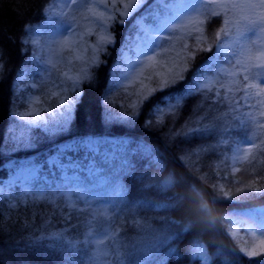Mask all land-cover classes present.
Wrapping results in <instances>:
<instances>
[{
    "label": "snow or ice",
    "instance_id": "snow-or-ice-1",
    "mask_svg": "<svg viewBox=\"0 0 264 264\" xmlns=\"http://www.w3.org/2000/svg\"><path fill=\"white\" fill-rule=\"evenodd\" d=\"M52 2L46 0V6L41 9L45 20L51 17V9L47 5ZM65 6H75L74 12H79L85 21L94 22L100 30L99 38L93 45L91 57L84 61L85 66L79 69L75 77L64 73L66 81L58 83L57 90L44 94L43 98L37 94L29 101L27 96H18L21 107L9 113L12 126L0 138V206L15 209L20 205L34 206L41 201L51 206L49 213H33V219L37 214L41 216L39 225L25 221L26 227L32 229V240L16 241V250L21 245L25 250H47L55 257L57 264H77L81 252L88 256V264H93L100 256L108 257V264H143L149 256L153 258V264H166V258L176 259L177 264L180 260H188L190 264L207 262L209 257L198 240H190L183 250L180 248L190 232L191 223H184L181 228L172 230L169 225H178L180 221L165 218L160 222V227L151 226L159 217L150 219L147 213H163L174 208L175 204L167 199L156 200L142 193L134 194L125 184L110 179L119 165L121 172L126 171L135 180L136 168L129 156L158 155L155 147L143 141L129 143L124 139L75 135L73 130L84 100L85 86L92 88L98 83V73L94 70L106 64L101 56L108 54V46H116L115 26L119 25L131 31H127V35L121 34L119 58L112 69L109 86L100 100L104 127H130L140 116L144 103L157 92L165 93L160 100L172 115L178 113L186 96L197 93L205 103L197 106L198 118L186 123L185 130L178 135L186 139L218 135L215 144L201 146L200 151L203 152L206 149L215 151L221 144L227 143L228 137L234 133L247 134L250 129L242 108L255 109L257 102L264 104V99H259L264 96V0H245L243 3L225 0L212 6L211 15L223 13L224 26L216 33L215 50L211 46L208 48L213 56L195 68L191 77L187 73L191 60L197 56V50L191 48L182 64L177 65L178 71L173 69L166 74L155 72L145 75V70L157 63L158 58L164 59L182 21L200 11L193 0H113L111 3L109 0H92L84 5L78 4L77 0H66ZM74 12H61L59 16L51 17L62 30L59 34L66 35L72 28L76 20ZM40 32L38 25L25 22L21 25L19 37L10 34L8 39L18 42L21 53L28 55L30 47L34 49L36 43L33 35ZM94 32L95 29H89L88 34ZM217 57H222L221 64L227 65L226 68L217 67ZM31 59H38L34 50ZM7 62V53L0 45V76L6 71ZM213 69H216L215 84L221 85V88L206 80L205 74L213 76ZM41 71L47 72L48 69L44 67ZM224 75L239 77L238 81L234 79L229 82L236 84L239 95L233 94L231 87L222 91ZM154 76L159 79L154 80ZM250 80L254 82L249 83ZM17 81H20L19 77ZM145 81L150 82L151 86ZM185 81L187 83L183 84V88L178 87ZM31 87L39 89L40 84L34 81ZM121 89L127 93L125 99L129 103H122L117 109L108 97L113 91ZM133 96L137 99L133 100ZM173 100L175 103H172ZM205 107L207 110H204ZM214 109L217 114L210 115ZM225 109L229 111L220 115ZM154 111L162 114L164 109L157 104ZM248 116L251 117L252 113L249 112ZM146 126L151 127L152 121H147ZM41 138L55 145V151L43 159L36 151ZM113 140L117 142L111 143ZM176 159L182 160L181 156ZM57 174L60 187L54 184V191L45 193L32 190L34 185L40 182L47 184L49 178ZM176 183L175 177L169 175L155 185L145 183L143 188L149 190L155 187L158 192L166 194ZM191 191L196 192L195 186ZM256 192L260 193V190L256 189ZM183 199V196L176 194L177 203ZM77 204L81 212L91 210V218H84L89 230L81 233L78 240L67 239L66 233L75 226L70 222L71 213L64 215L63 212L65 208ZM199 211L210 212L202 202ZM97 215L118 223L119 227L94 233L91 224ZM0 216L4 220L11 218L3 213ZM54 217L63 221L62 228L52 230ZM125 225L139 231L129 236L127 231H121ZM33 240L38 243H33ZM105 241L109 243L105 244ZM239 255L233 253V256ZM248 255L251 258L253 253ZM223 264H233V261L225 257ZM257 264H264V259Z\"/></svg>",
    "mask_w": 264,
    "mask_h": 264
},
{
    "label": "trees",
    "instance_id": "trees-1",
    "mask_svg": "<svg viewBox=\"0 0 264 264\" xmlns=\"http://www.w3.org/2000/svg\"><path fill=\"white\" fill-rule=\"evenodd\" d=\"M58 2L66 4V0H53L47 6L51 8ZM77 2L84 5L91 3L92 0H77ZM109 2L111 3L113 0H109ZM214 5L216 4L200 3L197 6L200 9L197 13L201 20V41L193 31L185 35L178 31L174 33L169 50L164 56L169 61L171 70H179L177 65L182 64L189 48L197 50L194 60L188 57L191 60L187 73L189 77L192 76L195 68L213 56V52L208 51V48L211 46L215 50L216 33L224 26L223 13L219 16L211 15V8ZM45 6L46 0H0V45L3 46L8 57L7 69L0 76V138H3L6 130L12 126L10 111H16L21 107V101L17 97L25 96V94H17L13 88L14 81L20 74L27 73L29 80L40 84L39 89L28 88L36 95L44 96L51 92L54 81H66L63 78L62 70L56 69L60 66L63 49L51 35L52 32L62 30L51 17L47 20L42 18L41 9ZM74 9L75 6H70L68 13L74 12ZM217 11L220 10L217 9ZM86 14L91 15L90 13ZM74 15L76 20L73 22L72 28L82 29L86 23L91 22L85 21L79 12H74ZM61 19L64 17L61 16ZM25 22H31L40 28H47L49 31L44 40L47 51L42 55L41 61L31 59V52L35 50V46L34 49L30 47L28 55H24L21 53L20 44L8 39L10 34L13 37H19L21 25ZM127 31H131V29L126 30V26H115L116 46H108V54L101 56L106 64L94 70L98 73V83L94 84L92 88L85 86V96L73 130L74 134L124 139L129 143L143 141L155 147L158 155L151 157L129 156L136 168L135 180L126 171L121 172L119 165L110 179L119 184H125L134 194L142 193L156 200L167 199L168 202L175 204L174 208L166 212L147 213V215L150 219L153 216L159 217L151 225L157 228L165 218L180 221L178 225H169L172 230L181 228L184 223H191L189 234L180 244L181 250L188 245L190 240H198L206 247L210 256V264H223L225 257L233 261V264H257L258 261L264 259V255L256 258L245 256L239 245L229 236L225 216L233 211L264 207V129L255 130L256 124L253 125L249 119L245 118L250 129L247 134L234 133L228 137L227 143L221 144L215 151L206 149L202 152L200 151L201 146L215 144L219 136L206 135L196 139L191 137L186 139L183 135H178L182 130H185L186 123L198 118L197 106L205 103L202 97L197 93L186 96L177 114L172 115L166 111L164 117L159 119L154 109L157 104L166 108L165 103L160 100V97L165 95L163 92L155 93L149 101L144 103L140 116L130 127L124 129L104 127L101 121L100 100L109 86L112 69L119 58L121 34L127 35ZM184 45L187 47H183ZM201 48L204 50L200 51ZM71 66L78 73L79 69L85 65L76 62ZM44 67L48 69L47 72L41 71V68ZM215 71L216 69H213L212 77L215 76ZM153 79H159V77L154 76ZM184 83L187 81L182 82L178 87L183 88ZM126 95L124 89H121L113 91L108 99L114 102L115 108L119 109L122 103L125 105L129 103V100L125 99ZM132 99L135 100L137 97L133 96ZM172 103H175V100ZM204 110L207 108L205 107ZM204 110L201 111V115ZM228 111L225 109V112L219 114L224 115ZM215 114H217L216 109L210 113V115ZM149 120L152 121L151 127L146 126V122ZM254 134L257 135L255 139L259 145L255 157L252 160L241 159L237 165H234V156L238 152L236 146ZM36 151L39 158L43 159L55 151V145L53 142L41 138L37 143ZM179 156L184 162L176 159ZM219 162H223L222 169L218 168ZM233 167L236 169L235 172H232ZM169 175H173L177 183L168 193L162 194L155 187L149 190L143 188L145 183L155 185ZM57 176L58 174L49 178L50 184L59 181ZM220 181L224 182L225 188L230 191L229 196L220 190L218 186ZM193 186L196 188L195 193L191 191ZM256 189H259L260 193H257ZM176 194L184 197L179 203L175 200ZM230 197L234 199H229ZM201 202L208 206L209 213L199 211ZM45 206L48 205L43 202L29 208L7 209L0 206V213L11 217L9 220H4L3 216H0V264H57L55 257L51 256L47 250L31 248L25 250L23 245L18 251L16 250V241L32 240V229L26 227L25 221L28 224L39 225L41 216L37 214L33 219V213H41ZM141 223H143L142 220ZM116 227H119L118 223H116ZM121 231L122 233L127 231L128 235L132 236L139 229H129V226L125 225ZM68 234H74V230L71 229ZM233 253H240V255L233 256ZM143 264H153V258L147 257ZM166 264H177V260L166 258ZM179 264H190V262L180 260ZM200 264L202 263L200 262Z\"/></svg>",
    "mask_w": 264,
    "mask_h": 264
},
{
    "label": "rangeland",
    "instance_id": "rangeland-1",
    "mask_svg": "<svg viewBox=\"0 0 264 264\" xmlns=\"http://www.w3.org/2000/svg\"><path fill=\"white\" fill-rule=\"evenodd\" d=\"M194 3L198 6L200 3H214L219 4L221 2H225V0H193ZM227 2H231V0H227ZM238 3H243L245 0H236ZM69 7H66L65 4L58 2L57 4L53 5L51 9V17L59 16L61 12L68 13ZM41 32L38 35H33L32 39L36 41L35 43V53L38 57L37 61H41L42 55H44L47 51L46 44L44 42L45 37L48 34L47 28H40ZM89 29H95V32L92 35H89ZM178 32H180L182 35H185L188 32L195 33L198 35V38L200 41L202 40V27H201V20L199 18L198 13H193L192 18H185L181 26L177 29ZM99 28L96 27V24L94 22L86 23L82 29L75 28L74 30L71 28L68 30L66 35H61L59 32H52L51 35H53L54 41H56L63 49V55L61 56V63L60 66L57 69H61L63 72V78L66 80L67 78L64 76V73H67L69 76L75 77L77 75V72H75L71 66V64L79 63L80 65L84 64V61H86L88 58L91 57L92 51H93V45L98 41L99 38ZM67 41V42H65ZM79 57V58H78ZM217 66L218 67H227V65H222V57H217ZM172 67L170 66L169 61L164 57L163 60H159L157 63L153 64L151 67L147 68L145 70V75L148 73H168L171 71ZM236 71H241L240 69H236ZM206 80L211 82L215 85L217 88H221V85L215 84L214 77L205 75ZM20 81L17 80L14 83V90L20 94L27 96L28 100L31 101L33 97L36 95L28 90V88H32L31 85L33 84L32 80H29L26 78V75L20 76ZM239 80V77H233L231 75H224L223 77V88L222 91H226L228 88L233 89V94L239 95V93L236 91V84L229 83L232 80ZM28 82V83H27ZM64 81L59 82H53V88H51V92L57 90V84L63 83ZM254 81H249V83H253ZM258 82V81H255ZM18 83V87H17ZM146 84L151 86V83L148 81H145ZM255 92V90H253ZM41 98H43V95H41ZM259 99H264V96H261ZM39 107V105H37ZM164 112L162 114H158V118L162 119L164 117L165 112L167 111L166 108H163ZM242 111L245 115V118L249 119L253 125L256 124V129L259 128L261 130L264 129V104L257 102V107L255 109H247L242 108ZM251 112L252 116L249 117L248 113ZM256 134L254 136L248 137L246 140L242 141L236 146V149L238 150L237 153H235L234 156V165H237L241 159L246 160H252L255 156L256 151L258 150V143L256 141ZM218 168H223V162L218 163ZM235 167L232 168V172H235ZM54 184H50L48 182L47 184L40 182L33 186V191H43L47 193L48 191H54L53 188ZM56 187H60V181H56L55 183ZM220 190L224 192L227 196L230 195V191L225 188V183L220 181L218 184ZM63 191V189H61ZM74 199V198H73ZM41 202L36 203L34 206H38L41 204ZM58 203L62 204V202L58 201ZM32 204L29 205H20L18 207H34ZM49 206V205H48ZM45 206L41 213H49L51 206ZM17 207V208H18ZM15 208V209H17ZM80 205L77 204L75 207L72 208H65L63 214L68 215L71 213V224L75 226L72 228L74 230V234L69 235L66 233L67 239H75L78 240L80 237V234L88 231L87 225L84 223V218L88 217L91 218L89 213L91 210H86L84 212L79 211ZM10 212V211H9ZM8 212V213H9ZM73 215H75V218H73ZM227 219V232L230 235V237L239 245L240 249L243 250V254L247 257H249V253H253L251 258H256L258 256L264 255V244H262V241H264V208H258L254 210H246L243 212H233L228 215H226ZM53 225L54 229H60L64 226V223L62 220L59 219V217L53 218ZM51 228V226H50ZM113 228L116 227V223H113L111 220H105V218L102 215H97L95 220L92 221L91 229L94 231V233H101L105 230L111 231ZM35 243H38V241H35ZM47 243V241H45ZM109 243V241H105V244ZM204 246V245H203ZM100 247H104V245H100ZM205 252L207 253V256L209 257V260L207 262H201L202 264H210V256L208 254V251L206 247L204 246ZM92 253H89L91 255ZM109 258L100 256L99 259L93 262V264H108ZM77 264H88V256H85L83 252L80 253V256L77 258Z\"/></svg>",
    "mask_w": 264,
    "mask_h": 264
}]
</instances>
